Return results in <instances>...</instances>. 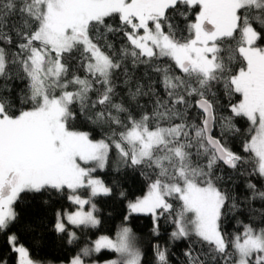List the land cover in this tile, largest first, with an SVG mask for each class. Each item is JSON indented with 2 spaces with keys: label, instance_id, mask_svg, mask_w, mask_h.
<instances>
[{
  "label": "snow or ice",
  "instance_id": "obj_1",
  "mask_svg": "<svg viewBox=\"0 0 264 264\" xmlns=\"http://www.w3.org/2000/svg\"><path fill=\"white\" fill-rule=\"evenodd\" d=\"M260 42L264 0H0V235L15 264H44L13 231L18 201L53 192L76 206L55 212L53 230L78 247L66 264H100L103 251L116 254L103 264H143L132 214L151 216L156 237L162 218L173 225L153 245L155 264H170L169 242L193 236L201 247L189 244L183 264H264V185L249 179L243 200L227 186L246 164L264 180ZM238 117L255 133L247 157L229 144ZM110 164L140 170L147 190L128 200L114 237L80 247L76 230L102 223L95 199L120 187L96 175Z\"/></svg>",
  "mask_w": 264,
  "mask_h": 264
},
{
  "label": "trees",
  "instance_id": "obj_2",
  "mask_svg": "<svg viewBox=\"0 0 264 264\" xmlns=\"http://www.w3.org/2000/svg\"><path fill=\"white\" fill-rule=\"evenodd\" d=\"M175 23H178L181 28H184L186 22L181 18L175 21ZM232 43L234 44L235 41ZM117 46H119V44H117ZM259 46L264 47V42H260ZM239 63V60H237L234 66L239 67ZM217 87L218 95L225 105H227V98L223 95L222 85ZM232 99L233 102H238L239 95L237 94ZM223 114L228 115L229 112L225 111ZM235 123L240 129V132L235 135H229L230 147L233 151L247 157L248 154L243 153V143L246 139H250L252 134H255L254 130L250 133V122L247 121L246 118L238 117L235 119ZM77 127H81L79 122H77ZM82 130H91L94 138H100L101 129L94 125H86ZM219 132L220 129L219 126H217L215 134L219 135ZM112 155L114 160L115 153ZM252 167L253 165L246 164L244 166L243 175L235 174L233 183L227 185L228 187L237 188V195L240 196L241 200H243L246 193L245 184L249 179H251L253 183H256L258 187L264 185V180H261L258 175L249 176ZM225 172H231V170L225 169ZM99 175L109 184H112L114 181H119L120 187L116 189V194L111 197H97L95 199V203L99 209L98 215L102 223L98 229L76 230L77 235L81 237V240L78 242L80 247L83 246L85 240L95 239L101 234L114 236L118 226L123 222L124 216L128 215V200H134L138 196H143L147 190V181L140 174V170L133 172L131 169H126L117 173L113 171V165L110 164L104 171L99 172ZM120 191H126L128 193L127 199H121L119 197ZM175 203L178 207V202ZM16 207L19 212V221L13 231L17 232L20 242L31 250L34 258L42 259L44 264H61V262L66 263L76 254L78 251L77 245H69L66 236L61 238V236L53 230L55 212L61 209L73 210L75 207V205L70 204L66 195L55 192H53L51 196L48 194L39 196L31 193H24ZM253 207L258 209L260 207V202H255ZM238 218H242L245 222H248V209L242 210ZM252 219L253 222H258V217H253ZM159 223L160 236L156 237L152 234L151 216L132 214L128 221V225L137 236V246L144 252L143 264H155L153 245L156 243L163 245L168 241L169 234L173 230V225L168 223L166 218H162ZM226 227L229 232H232L236 227L235 220L229 219ZM189 244H192L198 249L201 247L194 236L191 240H180L168 243L170 249V264H183V252ZM100 255L107 257L112 255V253L104 251ZM15 260L16 256L7 245L6 237L0 235V264H5V262H7V264H15Z\"/></svg>",
  "mask_w": 264,
  "mask_h": 264
},
{
  "label": "rangeland",
  "instance_id": "obj_3",
  "mask_svg": "<svg viewBox=\"0 0 264 264\" xmlns=\"http://www.w3.org/2000/svg\"><path fill=\"white\" fill-rule=\"evenodd\" d=\"M99 172H101V171H98L97 173H96V175L97 176H99L100 178H101V176L99 175ZM76 207V206H75ZM75 207H74V209H75ZM73 209V210H74ZM86 210H87V206H86ZM115 236V235H114ZM114 236H112V237H114ZM104 252V251H103ZM108 252V251H107ZM102 253V252H101ZM100 253V254H101ZM110 253H112V252H110ZM100 254H98V255H96V256H94L93 257V259H98L99 261H100V264H103V262L105 261V260H108V259H113V258H115V256H116V254L115 253H112V255H110V256H101ZM54 264V263H53ZM64 264H66V263H64Z\"/></svg>",
  "mask_w": 264,
  "mask_h": 264
}]
</instances>
